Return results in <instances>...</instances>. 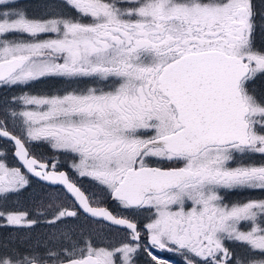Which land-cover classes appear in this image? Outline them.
Returning <instances> with one entry per match:
<instances>
[{
    "label": "snow or ice",
    "instance_id": "obj_1",
    "mask_svg": "<svg viewBox=\"0 0 264 264\" xmlns=\"http://www.w3.org/2000/svg\"><path fill=\"white\" fill-rule=\"evenodd\" d=\"M45 9L33 16L0 0V88L22 89L0 98V139L20 161L9 166L0 151V227L52 229L0 240V264H136L140 251L169 264L152 249L184 264H264V198L228 200L264 193V92L252 87L264 79V0H46ZM47 78L76 86L23 91ZM60 156L98 191L61 171ZM30 176L62 185L70 206H3ZM109 199L129 215L113 214ZM81 216L121 238L99 240L72 222Z\"/></svg>",
    "mask_w": 264,
    "mask_h": 264
},
{
    "label": "flooded vegetation",
    "instance_id": "obj_2",
    "mask_svg": "<svg viewBox=\"0 0 264 264\" xmlns=\"http://www.w3.org/2000/svg\"><path fill=\"white\" fill-rule=\"evenodd\" d=\"M21 2V1H20ZM19 2V4H20ZM22 6V5H21ZM26 7V6H23ZM28 9V12L30 15L38 16L43 14L46 9L45 5L42 6H30ZM264 35H259L257 38L258 44H264ZM76 85H69L65 81L58 79V78H47L43 79L41 81L35 82L31 88H24V90L31 92L32 94H53L58 91H62L65 88L68 87H75ZM84 85L81 84L80 87H83ZM253 88L256 89L257 92H264V79L257 80L255 84L252 85ZM22 89L20 88H13V89H6V88H0V98L4 97H10L12 95H18ZM0 151L4 152L6 155V162L9 164V166H20V162L15 158L14 156V145L12 142H8L4 139H0ZM31 151L36 156L42 157L44 159H51L54 155L53 150L46 144V143H33L31 146ZM60 170L65 171L71 180L77 183L79 187L83 191L86 192V194H90L92 192L98 191L96 182L92 181L88 177H79L78 174L75 173V171L71 168L72 160L70 157L60 156ZM30 180L32 181L31 187H29L26 191H23L19 196L13 197L10 199L6 205V207H10L9 209H15L14 203L19 204V200L22 201V203H35L41 202L42 200H48L49 198L58 199V201H63L66 205L71 204V199H65V189L59 185H49L46 184L36 177L30 176ZM55 191L56 197H50L51 191ZM248 198H264V193L261 192H254V193H242V194H231L228 196V200L230 201H238V200H244ZM105 206L109 208L110 211L113 212V214L116 215H129V212L127 210L122 209L117 202L114 200H107L105 202ZM16 209H27L30 212L32 210L28 208V206L22 205L17 206ZM141 222L146 223L147 220L144 219V217H140ZM74 223L79 224L80 226L88 227L94 230L98 231V239L100 238H110V239H120L121 233H117L115 231H111L108 226L107 222H101V224H95L91 219H85L84 216H81L79 220L72 221ZM42 225L40 226V224ZM38 224L40 226V229L49 227L47 224L41 222ZM37 226V225H36ZM36 226H33L31 229L29 228H16L12 226L8 227H0V234H6L7 232H14L13 237L17 236H24L31 237L33 241L36 239L37 229ZM39 232V231H38ZM49 231H46L48 233ZM45 235L39 236L40 238L44 237ZM110 236V237H109ZM2 236H0V240H2ZM102 240V239H99ZM106 242V240H104ZM146 242V240H145ZM233 247H236L235 245H232ZM153 254L157 255L159 258H162L169 262V264H184L183 258L178 253H170L167 251H159L156 249H152ZM237 251H240L239 248H237ZM136 264H150V257L147 256V254L143 251L138 252V254L134 257Z\"/></svg>",
    "mask_w": 264,
    "mask_h": 264
},
{
    "label": "rangeland",
    "instance_id": "obj_3",
    "mask_svg": "<svg viewBox=\"0 0 264 264\" xmlns=\"http://www.w3.org/2000/svg\"><path fill=\"white\" fill-rule=\"evenodd\" d=\"M21 0H19V2H20ZM32 1V0H31ZM30 6L29 5H27L26 6V8H29ZM263 38H264V36H263ZM24 91H26V90H24ZM20 94V93H19ZM50 197H56V198H58L59 196H55V191L54 190H52L51 191V193H50ZM19 202V204H17V203H14V205H15V209L17 208V206H19L20 204H21V206L22 205H25V206H28V208H30L32 211H35V209H36V206L40 203V202H37V201H35V203H22V201L21 200H19L18 201ZM69 205V204H68ZM70 206V205H69ZM10 208V207H9ZM22 210V209H21ZM75 224H77V223H75ZM42 225V223L40 224V226ZM77 225H79V224H77ZM40 226H36V229H37V236H36V239L35 240H37V239H40V237L39 236H42V235H45L46 234V231H51L52 229H50L49 227H45V228H42V229H40ZM39 231V232H38ZM14 232H7L6 234H0V236H2V238L3 239H6V238H9V237H11V238H13V239H15L16 237H13L14 236ZM21 238H24V236H20ZM110 237V236H109ZM99 239H102V240H106V239H110V238H100L99 237ZM116 240V239H115Z\"/></svg>",
    "mask_w": 264,
    "mask_h": 264
},
{
    "label": "trees",
    "instance_id": "obj_4",
    "mask_svg": "<svg viewBox=\"0 0 264 264\" xmlns=\"http://www.w3.org/2000/svg\"><path fill=\"white\" fill-rule=\"evenodd\" d=\"M256 2L259 4L261 0H256ZM46 0H21L20 5L22 6H42L45 5ZM39 16V15H38Z\"/></svg>",
    "mask_w": 264,
    "mask_h": 264
},
{
    "label": "water",
    "instance_id": "obj_5",
    "mask_svg": "<svg viewBox=\"0 0 264 264\" xmlns=\"http://www.w3.org/2000/svg\"><path fill=\"white\" fill-rule=\"evenodd\" d=\"M13 143V142H12ZM15 156V155H14ZM18 161H19V159L17 158V157H15ZM20 162V161H19ZM37 179H39V178H37ZM42 182H44V181H42ZM44 183H46V184H49L48 182H44ZM50 185V184H49ZM59 186H61V187H63L62 185H59ZM64 188V187H63ZM66 191V190H65Z\"/></svg>",
    "mask_w": 264,
    "mask_h": 264
}]
</instances>
